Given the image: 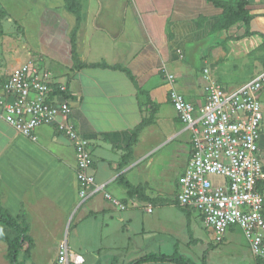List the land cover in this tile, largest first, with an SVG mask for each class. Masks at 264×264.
I'll use <instances>...</instances> for the list:
<instances>
[{
    "label": "crops",
    "instance_id": "1",
    "mask_svg": "<svg viewBox=\"0 0 264 264\" xmlns=\"http://www.w3.org/2000/svg\"><path fill=\"white\" fill-rule=\"evenodd\" d=\"M78 2L79 21L66 9L65 0L34 2L33 13L39 24L37 54L19 65L35 60L67 85L72 96V120L91 142L90 172L97 184L104 185V191L127 207H115L102 193L80 202L75 152L69 140L52 126H39L36 140L31 141L0 117V216L24 228L20 233L0 221V264H54L62 241L69 264H131L175 252L193 264H259L243 235L234 236L238 228L228 229L220 243L214 242L212 234L211 243L202 237L201 223L203 229L206 226L199 213L177 204V178L189 157L190 134L183 130L174 110L179 125L176 134L160 147L144 145L146 134L155 131L158 122L169 127L163 122V113L171 106V84L164 79L163 68L172 70L168 73L174 76L172 86L177 91L190 101L201 102L204 77L201 74L197 81L192 79V94L182 90L184 85L173 71L179 72L177 60L184 55L175 50L182 49L195 33L204 35L210 30L217 17L212 7L202 0ZM247 4L249 31L264 34V0H248ZM199 14L206 15L203 26L188 25L186 30L184 24L193 25ZM245 29L242 22H237L226 32L230 40H253V45L259 46L261 39L257 43L255 38L249 41L250 36H243ZM73 31L80 62L125 67L135 82L118 68H74L70 42ZM10 72L5 74L0 68V81ZM263 94L264 90L259 94L260 101ZM261 105L259 149L264 164V102ZM138 127L136 140L127 150L132 131ZM175 139L180 144L185 142L186 158L180 159L181 145L172 144L170 171L166 172L154 164L153 156L159 149L168 150L170 140ZM173 176V186L168 188L165 182ZM120 178L134 187L148 186L140 188L148 199L130 196ZM227 245L231 249H226ZM9 254L14 255V261ZM77 257L81 263L73 262ZM136 264L183 263L145 260Z\"/></svg>",
    "mask_w": 264,
    "mask_h": 264
},
{
    "label": "built area",
    "instance_id": "2",
    "mask_svg": "<svg viewBox=\"0 0 264 264\" xmlns=\"http://www.w3.org/2000/svg\"><path fill=\"white\" fill-rule=\"evenodd\" d=\"M162 72L171 84L169 102L190 134L189 157L177 178V204L199 213L214 242H222L228 229L238 228L250 253L264 259V164L259 149L264 67L235 88L218 83L204 68L200 103L188 100L172 86L174 76L165 68ZM71 101L67 85L35 60L29 59L0 81V117L7 124L31 141L36 140V128L52 126L73 145L80 202L102 193L123 210L127 205L104 191L90 172L91 142L72 120ZM54 264H69L64 241Z\"/></svg>",
    "mask_w": 264,
    "mask_h": 264
},
{
    "label": "rangeland",
    "instance_id": "3",
    "mask_svg": "<svg viewBox=\"0 0 264 264\" xmlns=\"http://www.w3.org/2000/svg\"><path fill=\"white\" fill-rule=\"evenodd\" d=\"M35 1L0 0V68L5 70V74L15 69L24 59L37 54L35 49L38 41L37 28L39 24L37 21L38 16L33 13ZM217 20L218 17L212 22V26ZM188 25L197 27L195 20H193V25H190V23L184 24L186 30L188 29ZM226 31L211 27L204 35L203 33H195L194 38L189 36V39L192 38V40L187 41L182 46V49L181 47H177L175 51L181 50L180 52L184 57L178 58L177 60L179 63V72L176 69L173 72L177 76V81H180L181 84L183 83L182 90L184 89L187 93L192 94L195 91L194 81L192 79H196L197 81L201 77V74L203 75L204 68H207L211 74V78L218 83H222L223 86L228 88H235L250 77H253L264 67L263 33L256 32L257 34L250 36L251 38L248 39L250 41L252 38H255L256 43L261 39L262 43L256 46L253 45V40L252 43H246L244 39L230 40ZM182 39H188V37ZM171 71V69H168V72ZM261 102H264V94L261 96ZM163 122H166L169 127L165 128L162 126V122H158L155 131H151L150 133L148 131L146 137L142 135L143 138L145 137L144 141L147 142L144 145L152 143L154 144V148L160 147L164 141L176 134L179 125L170 105L164 110ZM170 141L171 144L168 146V150L166 148L159 149L153 156L154 164H157L162 170H166V172L170 171V168L168 169L169 159L173 152L169 148L172 147V144L181 145L179 147L182 150L180 159L185 161L186 158V150L183 148L185 142L180 144L178 139ZM172 168L176 169L173 166ZM173 179L174 176L168 178L169 181L165 182L168 188H172ZM146 187L148 186L139 188L144 189ZM201 231L204 240L212 243V231L208 228L203 229L202 223ZM241 235V231L236 229L234 236ZM226 247V249H231L228 245Z\"/></svg>",
    "mask_w": 264,
    "mask_h": 264
},
{
    "label": "trees",
    "instance_id": "4",
    "mask_svg": "<svg viewBox=\"0 0 264 264\" xmlns=\"http://www.w3.org/2000/svg\"><path fill=\"white\" fill-rule=\"evenodd\" d=\"M204 1L207 5L212 7V11L215 13L213 15H217L218 20L216 23L212 26L213 29H220V30H227L231 25L237 23V22H242L245 25V32L243 36H251L254 34H257L256 32H251L249 31V20H250V12L247 8V1L248 0H202ZM65 7L67 10L70 12L76 14L78 16V21H79V11H80V4L78 0H65ZM206 15L199 14L196 16V22H197V27L201 28L203 26V22L205 20ZM263 37V44H264V35ZM235 40H238L239 38H234ZM70 42H71V54H72V59L74 61V68H82L86 66H98V67H103V68H118L122 71L125 72V74L133 81L135 82L134 76L131 74V72L121 66H110L107 63H100V64H86L83 62H80L78 58L76 57L75 53V44H74V31L71 33L70 36ZM139 127L136 128L134 131H132V135L130 138L129 144L126 146L127 150H130L131 145L135 142L136 136H137V131ZM121 183H123L127 188H128V194L130 196H136L142 200L148 199L142 190L139 187H134L132 186L128 181L123 180L120 178ZM0 221L5 223L8 226L13 227L15 230H17L20 233L24 232V228L14 224L12 220L8 217H1L0 216ZM212 248V246H210ZM12 253V251L10 252ZM10 258L12 261H14V255L9 254ZM205 259V254L203 255L202 258V263H204ZM145 260H170V261H175L178 263H183V264H193L190 260L184 258L183 256L179 255L177 252L173 253L170 256H165V255H157V256H150V257H145L141 260H138L137 262H133L131 264H136L140 261H145ZM257 262L259 264H262L264 262V259L261 258H256ZM17 264V263H14Z\"/></svg>",
    "mask_w": 264,
    "mask_h": 264
}]
</instances>
